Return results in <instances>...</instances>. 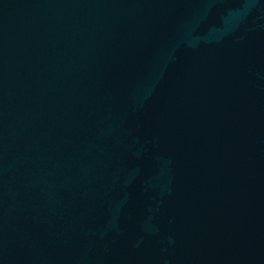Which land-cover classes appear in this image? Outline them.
Here are the masks:
<instances>
[{
  "label": "water",
  "instance_id": "1",
  "mask_svg": "<svg viewBox=\"0 0 264 264\" xmlns=\"http://www.w3.org/2000/svg\"><path fill=\"white\" fill-rule=\"evenodd\" d=\"M0 264H264V0H0Z\"/></svg>",
  "mask_w": 264,
  "mask_h": 264
}]
</instances>
